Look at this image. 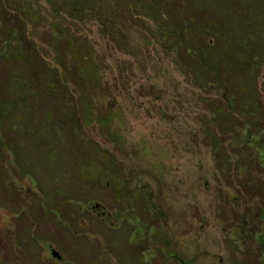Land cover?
Here are the masks:
<instances>
[{"label": "rangeland", "instance_id": "rangeland-1", "mask_svg": "<svg viewBox=\"0 0 264 264\" xmlns=\"http://www.w3.org/2000/svg\"><path fill=\"white\" fill-rule=\"evenodd\" d=\"M21 2L26 12L19 20L26 24L25 35L36 43L44 66L62 74L55 53L45 40L57 33L56 23L71 35L88 41L95 51L100 91L103 89L97 110L103 116L112 112L111 131L119 142L98 124L91 128L83 125L82 136L94 141L95 146L82 152L85 160L91 159L88 166H82L84 160L79 166L90 168L82 175L80 167H62L61 181L50 176L54 170L47 164L45 149L40 152L38 147L36 156L29 152L47 191H65L62 199L72 198L70 193L77 190L84 196L80 203L69 201L72 215L75 208L82 212V217L73 221L54 218L42 209V203L53 201L57 193L46 198L33 173L20 175L13 155L10 156L5 165L9 173L6 183L13 188L17 200L10 201L0 188V264H245L248 251L257 255L256 261L264 262L260 253H264V243L254 234L263 229L264 237V199L253 182L245 188L250 180L246 176L264 180V170L252 166L237 178L241 155L235 154L251 153L254 162L255 155L264 157V133L254 130L250 119L232 110L236 129L225 137L210 123L213 108L209 105L227 104L229 86L222 83L204 88L197 76L181 62L176 63V51L167 43L160 25L148 18L124 14L125 23L117 25L120 36L113 38L102 18L85 16L78 10L77 16H72L71 10L79 9V3ZM110 2L116 5L114 0ZM255 3L250 5L252 11L256 10ZM5 9L10 24L15 23L16 13L7 4ZM29 9L37 17L35 21L31 20L35 17ZM256 16L260 17L259 10ZM258 23L264 29V19ZM13 65L20 67L16 62ZM6 69L0 58V73ZM238 85L244 89L242 81ZM255 86L264 105V67ZM69 87L73 89L72 85ZM78 96L77 93L76 99ZM261 118L258 114L257 120ZM207 124L225 140L226 155L230 157L226 177L216 167ZM22 136L31 137L26 132ZM93 148L97 151L93 152ZM68 154L69 148L62 147L60 158L69 159ZM78 169L90 181L74 177ZM107 170L113 174H105ZM97 179H101L99 185L95 183ZM122 192L138 203L133 206L136 214L123 210L121 203L113 204ZM96 204L102 207L95 208ZM144 205L153 213V224L146 222L143 243H134L131 233L139 227L137 218L141 220L138 214ZM63 210L68 214L67 206ZM119 211L123 212L118 214ZM50 247L62 255V261L52 258Z\"/></svg>", "mask_w": 264, "mask_h": 264}, {"label": "trees", "instance_id": "trees-1", "mask_svg": "<svg viewBox=\"0 0 264 264\" xmlns=\"http://www.w3.org/2000/svg\"><path fill=\"white\" fill-rule=\"evenodd\" d=\"M5 1L0 0V58L8 69L0 73V188L4 189V194L10 201L12 198L17 200L13 188L6 183L9 173L5 165L13 155L19 174L26 176L33 173L37 186L46 198L57 193V197H52L53 201L42 203V209L54 218H68L73 221L82 217V212L75 208L72 215L69 201L80 203L84 196L77 190L73 193L78 196L70 193L73 199L68 196L62 199L60 197L65 191L59 188L47 191L46 186L42 185L43 180L40 178L38 165L34 164L33 156L37 155L38 147L40 152L42 148L45 149L48 154L47 164L54 170L50 172V176L56 181H61L62 167L69 170L75 169V166L80 167L82 175L90 168V165L82 167L88 166V161H91L85 160L83 154L86 148L95 146V142L82 136L83 125L85 128H91L98 124L106 130L111 139L119 142V137L111 131L114 118L112 112L103 116L99 115L97 110V102L103 89L100 91L101 75L95 60V51L87 40L71 35L68 29L56 23L54 27L57 33L45 40L54 51L62 74L57 69L44 66L41 64L36 43L29 41L25 35L26 24L19 20L26 12L24 5L20 0ZM48 1L55 4L54 0ZM71 1L76 6L80 4L79 9L71 10L72 16H77L75 12L78 10L85 16L94 14L102 18L106 31L113 38L120 36L117 25L121 21L125 23L124 14L133 15L131 18L136 15L139 19L148 18L157 22L167 43L176 51V63L181 62L189 73L197 76L194 77L201 80L204 88L210 89L222 83L229 86L227 90L230 99L227 104L209 105L213 108L210 123L214 129L220 131L224 137L229 131L236 129L232 110L239 112L243 118L250 119L254 130L264 133V129H261L264 105L255 86L264 67V29L260 28L262 25L258 23L259 19H264V0H114L116 5L110 0ZM256 1L259 3H255ZM253 2L261 18L256 16V10L252 11L253 7L250 5ZM6 4L16 13L17 21L13 24H10V19L6 16ZM29 13L35 17L32 9H29ZM36 19L37 17L31 20ZM13 62L20 67L11 66ZM239 81H242L243 90L238 85ZM69 85H72L73 89H70ZM77 93L79 96L76 99ZM258 114L262 115L261 121L257 120ZM207 131L211 137L216 167L226 177L230 171V157L226 155L225 140L214 134L209 124ZM24 132L31 137L24 138ZM56 136L61 139L57 141ZM231 144L233 146V143ZM64 146L69 148V159L67 156L60 158ZM30 151L33 153L31 157ZM96 151L93 148V152ZM235 154L241 155L237 164V178L252 166L264 170V157L260 154L255 155V162L251 153L239 154L236 151ZM106 159L113 158L106 156ZM83 160L84 165L79 166ZM95 160H98L96 155ZM79 169L74 177L81 176ZM105 174L111 176L113 173L107 170ZM247 177L250 180L246 181L245 188L253 182L257 187L256 192L264 199V180L259 177H256V180L251 175ZM81 178L90 181L86 177ZM95 183L99 185L101 179H97ZM93 191H96V187ZM116 203H121L123 210L129 209L132 213H137L133 206L138 203L130 201L129 196L123 192L115 197L113 204ZM65 206L69 208L68 214L63 210ZM147 208L144 205L138 214L141 217V220L137 218L139 227L131 233L134 235V243H143L146 222L153 224V213ZM120 212L123 211L118 214ZM260 219L262 222L263 219ZM99 221L105 225L103 219ZM254 234L257 238L261 237V244L264 243V237L261 236L263 229L254 231ZM260 253L264 258V253ZM256 258V254L248 251L244 263L264 264L263 261H256Z\"/></svg>", "mask_w": 264, "mask_h": 264}, {"label": "water", "instance_id": "water-1", "mask_svg": "<svg viewBox=\"0 0 264 264\" xmlns=\"http://www.w3.org/2000/svg\"><path fill=\"white\" fill-rule=\"evenodd\" d=\"M52 256L54 257V258H56V259H61L62 257H61V255H60V253L58 252V251H56V250H52Z\"/></svg>", "mask_w": 264, "mask_h": 264}]
</instances>
